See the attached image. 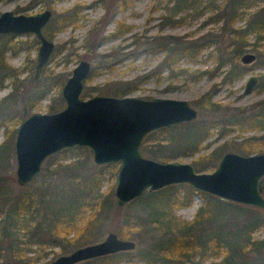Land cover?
Returning <instances> with one entry per match:
<instances>
[{
	"label": "trees",
	"instance_id": "obj_1",
	"mask_svg": "<svg viewBox=\"0 0 264 264\" xmlns=\"http://www.w3.org/2000/svg\"><path fill=\"white\" fill-rule=\"evenodd\" d=\"M97 1L100 2V0ZM258 1L261 0H221L219 3L216 0H171L170 6L167 2L164 5L166 12L161 14L158 30L166 24L179 23L183 16L191 11L197 15L209 11L205 20L221 19L222 28L219 32H209L191 40L184 36L172 35H167L166 39L159 35L152 37L143 35L137 38L135 34H132L133 51L129 50L123 54L134 57L139 50L150 52L162 50V58L153 67V73L166 69L170 77L186 74L193 80L205 70L187 72L184 68L175 66L177 59L181 55L195 56L203 46L212 45L215 48L217 60L214 67L215 73L222 65H226L221 81L231 82L240 77L246 69L244 65L238 63L240 53L246 48L257 50L260 41L264 39V4L248 12L247 19L242 25L235 24L240 14ZM47 2L51 6L53 0ZM80 6L74 4L66 13L50 18L43 26V34L51 39L61 27L75 25L80 18ZM96 24L97 22L92 24L81 43L85 48L86 59L93 57L96 42L122 35L132 28V25L118 20L111 32L104 34L100 32L93 36L92 29ZM250 34L252 40L249 39ZM88 35L92 36L89 41ZM219 42L222 43V47L218 46ZM103 56L106 57V55ZM258 56L260 57L257 61L258 65L264 66V51H259ZM0 71L1 76L12 77L11 90L0 98V108L19 101L24 115L29 113L52 87L61 82L58 75L52 77L44 70L43 75L47 77L46 85L38 84L33 88L20 90L18 86L21 79L17 78L19 74L17 68L5 63L1 57ZM96 71L97 65H94L85 81ZM257 78L256 89L264 88V73ZM135 84L137 83L129 82L125 86L118 87L113 91V95H126L137 88ZM82 95H88V90H83ZM196 102L200 108L204 107L211 112L222 110L223 114L215 119L182 122L149 131L142 139L141 152L156 160L168 161L179 155L197 152L200 143L210 134L209 129L215 123H220L218 134L222 135L236 128L237 136L241 132L257 130L264 125V99L252 105L237 107L236 111L228 115L224 110L228 108L212 100L208 92L198 97ZM62 105L63 102L56 92L50 97L46 111L58 110ZM14 125L3 128V139L0 142V214L2 213L0 235L7 234L10 227L24 225L23 222L22 224L19 222L22 211L37 207L42 213L41 220L33 224L38 236L41 237L42 234L47 236L49 241L59 244L61 251L64 250L65 243L78 246L98 239L103 222L106 218L110 222L115 220L120 206L116 204L111 210L110 191L101 190L93 173L82 174L81 169L86 159L84 147L78 148L80 149L78 157L65 162L62 161L61 152L48 155L55 166L48 176L53 172L56 178L50 180V177H44V184L34 185L30 192L15 197L5 196L4 189L11 178L4 175L2 171L4 162L1 158L6 157L12 150ZM237 144L246 154L262 151L264 133L243 136ZM222 145H217L205 154H198L191 161L196 166V171L213 168L223 152ZM103 167L105 166L100 165L98 170ZM58 172L61 173L59 180L64 179L68 184L64 182L63 186L58 182ZM36 177L37 175L32 177L28 183ZM263 188L264 178L262 190ZM192 192L193 189L185 183L144 190L127 202L134 206L126 215H123L118 231L121 237L135 239V247L131 250L89 258L77 264H134L136 261L157 264H264V237L258 238L252 235L259 226H264V209L198 191L202 202L194 211L192 218L184 220L173 215L172 209L190 202ZM43 223L45 228L42 227ZM57 239L60 243L56 241ZM209 256L218 259L207 261ZM10 263L6 260L0 262V264Z\"/></svg>",
	"mask_w": 264,
	"mask_h": 264
},
{
	"label": "rangeland",
	"instance_id": "obj_2",
	"mask_svg": "<svg viewBox=\"0 0 264 264\" xmlns=\"http://www.w3.org/2000/svg\"><path fill=\"white\" fill-rule=\"evenodd\" d=\"M47 1L48 0H0V12L4 10H12L14 13L32 14L43 8H49L51 10V19L59 14L66 13L74 4L81 5V10L79 12L80 18L76 21V24L65 25L53 34L51 38L54 43L53 50L47 63L41 68L37 78L33 77L35 53L38 44L36 37L30 32L0 34V57L8 65L17 68L19 72L17 78L21 79L20 86H18L20 90L21 88H33L38 84L46 85L47 77L43 75L44 70L47 75L52 77L58 75L61 78L60 84L52 87L45 97L39 99L30 112L46 111V106L50 97L58 92L62 81L70 74L71 68L80 59H86V57H84L85 48L81 43L92 24L97 22L92 29V35L94 36L98 35L100 32L101 34L111 32L118 20H122L124 23L132 25V28L130 31L125 32L122 35L112 36L96 42L93 57L88 58L87 60L90 61L91 67L97 65V71L86 81L84 80L83 90H88V95L81 94L83 98L95 93L113 95V91L118 87L125 86L129 82L137 83L135 84L137 85V88L130 91L127 95H140L144 98L164 97L185 99L197 110L196 117L191 121L198 122L211 118L215 119L223 114L222 110L211 112L204 107L200 108L199 105L196 104L198 97L206 92L209 93L212 100H215L222 104L223 107L228 108L224 109L226 115L236 111L237 107L252 105L264 99V88L257 90L255 85L249 92L243 93L244 83L249 75H256V77H259V75L264 73V66L258 65L257 63L260 59L258 56L259 51H264V39L260 41L257 50H251L248 48L244 50L255 54L253 61L247 64H242L237 59L238 63L244 65L246 69L240 77L235 78L231 82L221 81L222 73L226 65H222L215 73L214 67L217 60L215 48L212 45L203 46L195 56L181 55L177 59L175 66L184 68L187 72L205 70L204 73L193 80H191L186 74H176L174 77H170L168 76L166 69H162L159 73H153V67L162 58V50L157 52L139 50L138 54L134 57H131L129 54H123L129 50L133 51L134 45L131 44L132 34H135L137 38L143 35H149L150 37L159 35L166 39L167 35H172L184 36L186 39L191 40L209 32H219L222 28L223 22L221 19L214 21L205 20L206 14L210 13L209 11L199 15L195 14L194 11L188 12L183 16V19L179 23L174 25L166 24L158 30L157 28L161 19V14L166 12L164 5L167 2V5L170 6L171 0H100V2L97 0H53L51 6L48 5ZM216 1L217 3L221 2V0ZM263 4L264 0H261L247 8L235 20V24L242 25L247 19L248 12L253 11ZM91 38L92 36L88 35V41ZM249 39L252 40L251 34L249 35ZM218 46L222 47V43L219 42ZM103 55H106V57ZM0 79L1 98L11 90L12 77L10 75L1 76L0 71ZM22 116H24V114L22 113L19 101L13 105L0 108V142L3 139V128L5 126L10 127L13 124H15V127ZM16 118L18 120H16ZM219 130L220 123H215L209 129L210 134L200 143L197 152L190 155H179L171 160L190 162L193 165L191 161L198 154H205L219 144H223V152L233 151L245 155L246 153L238 147L237 143L242 140L243 136L264 133V125L257 130L241 132L239 136L236 134V128H232L222 135L218 134ZM231 140L234 141V143H231ZM79 147L82 146L69 147L59 151L62 153V161L65 162L78 157L80 153V149H78ZM261 149L264 151V145H262ZM85 151L86 159L83 162L84 167L81 169L83 170L82 174L86 175L87 173H93L94 177L98 180V185L101 190L107 189L110 191V201L112 203L111 210H113L116 205L113 187L117 162L109 164H94L89 150L86 148ZM143 155L146 156L145 153H143ZM51 159V157L47 156L42 161L36 179L30 183L27 182V185H19L15 181V158L12 142V150L6 155V157L1 158L4 162L2 171L4 175H8L11 178L8 180L5 189L3 188L5 190V196L15 197L30 192L34 185L44 184V177H50V180L51 178H56V175L53 172L48 176L50 170L55 167L52 163L53 160L51 161ZM100 165H104L105 167L98 170ZM193 166L195 169L196 166ZM212 169V167H209L197 172H208ZM57 178L58 182L63 186L64 182L67 183L64 179L62 181L59 180L61 179L60 172L57 173ZM197 192L198 191L192 192L188 204H182L172 209L171 212L173 215L184 220L192 218L194 211L202 202V198ZM262 195L264 196V188L262 190ZM127 202L123 205H118L120 208L117 209L115 220L110 222L107 218L105 219L99 230L100 236L96 240L101 239L108 231H113L118 237H121L118 233L120 220L123 215H126V213L131 210L132 206H134ZM39 210L40 209H37V207H35V209L30 207L28 211H22L19 222H21V224L23 222L24 225L10 227L7 234L0 235V262L6 260L10 261V264H47L58 254L67 253L77 247L65 243L63 244L64 250L61 251L59 244L56 245L53 241H49L47 236L42 234V236L39 237L36 228L33 226L34 223L41 220L42 213ZM0 217H2V213L0 214ZM1 227L2 223H0V230ZM42 227L45 228L44 223ZM252 235L258 238L264 237V226H259L254 230ZM129 239L136 242L133 238ZM56 241L59 242L60 240L57 239ZM217 259L218 258L216 257L209 256L207 261ZM134 264L157 263L136 261Z\"/></svg>",
	"mask_w": 264,
	"mask_h": 264
},
{
	"label": "water",
	"instance_id": "obj_3",
	"mask_svg": "<svg viewBox=\"0 0 264 264\" xmlns=\"http://www.w3.org/2000/svg\"><path fill=\"white\" fill-rule=\"evenodd\" d=\"M50 18L49 8L32 14L14 13L12 10L0 12V33L30 32L36 37L34 78L38 77L54 47L53 40L42 31ZM254 58L253 52L244 51L238 60L247 64ZM90 69V61L84 58L71 68L58 90L63 102L61 108L51 112L32 111L19 119L13 138L17 184L24 185L36 176L48 155L82 146L89 150L94 164L117 162L113 187L117 205L125 204L144 190L185 183L194 192L202 191L264 209V151L245 155L225 151L208 172H197L190 162L159 161L147 157L140 149L147 132L191 121L197 110L185 99L103 93L83 98L84 80ZM256 80V75H249L243 93L249 92ZM134 247L132 239L121 238L108 231L101 239L58 254L47 264H76Z\"/></svg>",
	"mask_w": 264,
	"mask_h": 264
},
{
	"label": "flooded vegetation",
	"instance_id": "obj_4",
	"mask_svg": "<svg viewBox=\"0 0 264 264\" xmlns=\"http://www.w3.org/2000/svg\"><path fill=\"white\" fill-rule=\"evenodd\" d=\"M0 34H5V33H0ZM7 34V33H6Z\"/></svg>",
	"mask_w": 264,
	"mask_h": 264
}]
</instances>
